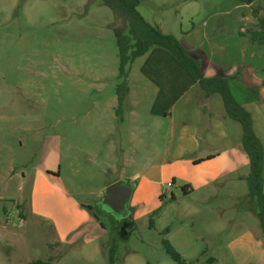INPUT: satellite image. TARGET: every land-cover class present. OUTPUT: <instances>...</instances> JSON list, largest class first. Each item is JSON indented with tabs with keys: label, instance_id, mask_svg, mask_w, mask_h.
<instances>
[{
	"label": "rangeland",
	"instance_id": "obj_1",
	"mask_svg": "<svg viewBox=\"0 0 264 264\" xmlns=\"http://www.w3.org/2000/svg\"><path fill=\"white\" fill-rule=\"evenodd\" d=\"M224 1L140 0L139 12L179 34ZM257 3L246 12H262L264 0ZM114 27L128 30L124 17L104 0H0V264H111L114 240L113 264H179L164 240L183 264H264V234L246 180L206 202L202 196L180 198L148 215L145 209L153 207L145 208L133 195L124 235L104 213L100 190L121 174L80 168V116L113 109L121 83ZM248 110L264 145V107ZM85 125L92 126V119ZM50 147L62 153L59 182L91 207V224L63 244L29 205L36 171L45 168Z\"/></svg>",
	"mask_w": 264,
	"mask_h": 264
},
{
	"label": "crops",
	"instance_id": "obj_2",
	"mask_svg": "<svg viewBox=\"0 0 264 264\" xmlns=\"http://www.w3.org/2000/svg\"><path fill=\"white\" fill-rule=\"evenodd\" d=\"M258 1H224L202 23L192 22L190 31L179 34L165 30L162 21L146 19L178 38L206 78L227 79L235 100L251 116L250 107H264V7L262 12H246L259 6ZM128 87L121 111L116 110V94L113 109L80 116V168L103 167L104 174L118 169L117 181L134 185L133 200L153 207L144 215L180 198L202 196L206 202L246 180L250 167L241 146V124L227 116L222 97L208 96L171 53L153 48L137 59ZM90 118L92 126H86ZM54 149L50 147L45 168L36 171L29 205L33 216L52 224L63 244L92 218L85 209L89 206L76 201L59 182L62 153Z\"/></svg>",
	"mask_w": 264,
	"mask_h": 264
},
{
	"label": "trees",
	"instance_id": "obj_3",
	"mask_svg": "<svg viewBox=\"0 0 264 264\" xmlns=\"http://www.w3.org/2000/svg\"><path fill=\"white\" fill-rule=\"evenodd\" d=\"M111 9L122 15L127 22L128 30L125 32L120 27H114V34L118 44L119 55V79L121 83L117 86L116 94L119 106H122L127 93L129 71L132 64L139 58L145 56L151 49L160 48L171 53L185 67L195 82L209 96L219 94L222 97L227 116L241 124L243 139L242 150L246 154L250 173L246 178L249 188V198L255 204V211L264 234V146L257 136L251 114L240 105L234 98L228 80L221 77L206 78L201 66L189 51L173 35H166L150 24L139 12L140 0H104ZM91 210V207H85ZM163 244L168 255L177 263L184 261L176 250L164 240ZM118 245L115 240L109 253V261L113 264ZM31 264H48L37 260Z\"/></svg>",
	"mask_w": 264,
	"mask_h": 264
},
{
	"label": "water",
	"instance_id": "obj_4",
	"mask_svg": "<svg viewBox=\"0 0 264 264\" xmlns=\"http://www.w3.org/2000/svg\"><path fill=\"white\" fill-rule=\"evenodd\" d=\"M133 192L134 185L132 183L128 180H120L105 189L100 206L115 217H123L127 212L128 217L131 218L133 211L129 206ZM122 230H125V227Z\"/></svg>",
	"mask_w": 264,
	"mask_h": 264
},
{
	"label": "flooded vegetation",
	"instance_id": "obj_5",
	"mask_svg": "<svg viewBox=\"0 0 264 264\" xmlns=\"http://www.w3.org/2000/svg\"><path fill=\"white\" fill-rule=\"evenodd\" d=\"M130 209H131V207H130ZM103 211L109 217L114 219V221L120 226L121 232L124 235L125 230H122V228L125 227V229H127L131 226L130 218L128 217L129 214L127 212H125L123 217H121V216L115 217V216L109 214V212H107L105 208H103Z\"/></svg>",
	"mask_w": 264,
	"mask_h": 264
},
{
	"label": "built area",
	"instance_id": "obj_6",
	"mask_svg": "<svg viewBox=\"0 0 264 264\" xmlns=\"http://www.w3.org/2000/svg\"><path fill=\"white\" fill-rule=\"evenodd\" d=\"M168 187L170 188L171 187V184H169Z\"/></svg>",
	"mask_w": 264,
	"mask_h": 264
}]
</instances>
